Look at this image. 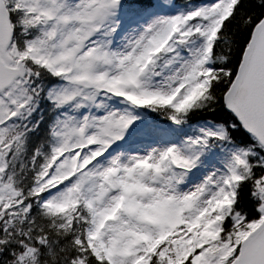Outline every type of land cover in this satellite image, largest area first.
<instances>
[{"label": "snow or ice", "instance_id": "obj_1", "mask_svg": "<svg viewBox=\"0 0 264 264\" xmlns=\"http://www.w3.org/2000/svg\"><path fill=\"white\" fill-rule=\"evenodd\" d=\"M0 264H264V0H0Z\"/></svg>", "mask_w": 264, "mask_h": 264}]
</instances>
